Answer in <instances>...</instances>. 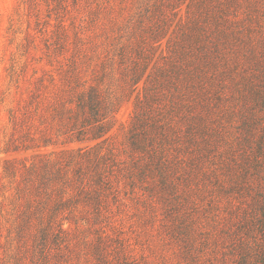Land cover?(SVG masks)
<instances>
[{"label":"trees","instance_id":"1","mask_svg":"<svg viewBox=\"0 0 264 264\" xmlns=\"http://www.w3.org/2000/svg\"><path fill=\"white\" fill-rule=\"evenodd\" d=\"M25 2L43 47L2 154H35L2 167L4 264H264V0Z\"/></svg>","mask_w":264,"mask_h":264},{"label":"rangeland","instance_id":"2","mask_svg":"<svg viewBox=\"0 0 264 264\" xmlns=\"http://www.w3.org/2000/svg\"><path fill=\"white\" fill-rule=\"evenodd\" d=\"M139 4H143L144 0H138ZM148 2V0H147ZM25 0H0V264H4L5 250L7 249L8 240L13 239V224L9 222L7 215V197L13 191L14 185L8 177L3 175V165L5 160L15 159L17 161L29 159L34 156V152H15L13 154H2L7 148L12 129L8 122V108L13 105L11 102L15 97V81L21 79L22 76L29 77L32 70L31 67L38 68V58L41 56L40 48L42 46L39 33L35 30L34 12H30L27 8ZM185 4L181 7L180 12L175 17L172 26L178 21L184 10ZM29 11H28V10ZM36 9H40V18L44 15V4L37 2ZM171 31V30H170ZM165 40H163L162 46ZM160 49L154 54L149 68L156 60ZM14 77L11 78V74ZM39 74V72H38ZM20 75V76H19ZM144 79V77H143ZM143 79L139 82L131 96L122 103L121 107L115 114L114 120L109 124L110 130L107 136H114L117 140L122 141L127 131L129 121L132 115L133 102L138 90L142 85ZM16 99V98H15ZM224 105H228L225 102ZM18 136V134H16ZM253 188H264V180L257 181ZM225 204V201L220 202ZM215 203L213 202V205ZM156 218L160 219V211L156 212ZM156 219V220H157ZM155 220V221H156ZM158 221L153 225V229L148 226H140V229L149 233L154 239L158 237ZM161 229V228H160ZM12 231V234H11ZM166 242L168 238H165ZM13 242V240H12ZM174 261V260H173ZM231 263V261H229Z\"/></svg>","mask_w":264,"mask_h":264}]
</instances>
